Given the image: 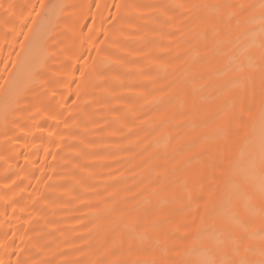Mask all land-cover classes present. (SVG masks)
Returning a JSON list of instances; mask_svg holds the SVG:
<instances>
[{"label": "bare ground", "instance_id": "obj_1", "mask_svg": "<svg viewBox=\"0 0 264 264\" xmlns=\"http://www.w3.org/2000/svg\"><path fill=\"white\" fill-rule=\"evenodd\" d=\"M0 2V261L260 259L262 0Z\"/></svg>", "mask_w": 264, "mask_h": 264}, {"label": "snow or ice", "instance_id": "obj_2", "mask_svg": "<svg viewBox=\"0 0 264 264\" xmlns=\"http://www.w3.org/2000/svg\"><path fill=\"white\" fill-rule=\"evenodd\" d=\"M14 7L15 6L12 4H4V3L0 2V9L3 10L5 16H7L9 14V12ZM32 7H33V9H35L36 5H33ZM40 7L43 8L44 5L41 3ZM114 7L116 8L117 14L119 15L121 5L116 4V5H114ZM259 7L262 10L261 11V23H262L261 35L264 36V0H262ZM24 26L27 27V24H25ZM261 48L264 49V43L261 44ZM237 71L242 72L243 68L238 67ZM81 75H83V73H81ZM261 120H262V137H261L260 166H261V169L264 170V108H262V110H261ZM253 164H254V162H250L248 165L241 166V168H240L241 175L247 176L248 173L251 171ZM242 192H243V189H242L241 185L235 184L234 185V191L227 198V202L225 204H221L216 209V211L221 213V214H230L228 206L230 205L232 199H234L238 195L242 194ZM260 194H261L262 198H264V178H262V181H261ZM235 222L237 224H239L238 220H236ZM196 235H197L198 239L199 238L211 239V238H213L214 233L202 221L200 227L196 231ZM261 240L264 241V235L261 236ZM202 251H203L202 248L195 247V246L191 249V253L193 255H199ZM0 264H4V262L0 261ZM17 264H19V261L17 262ZM145 264H149V262H145ZM197 264H213V262L212 261H197ZM222 264H264V246H262L260 249V259L259 260L250 261V260L241 258L239 261H224V262H222Z\"/></svg>", "mask_w": 264, "mask_h": 264}]
</instances>
